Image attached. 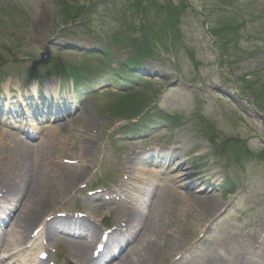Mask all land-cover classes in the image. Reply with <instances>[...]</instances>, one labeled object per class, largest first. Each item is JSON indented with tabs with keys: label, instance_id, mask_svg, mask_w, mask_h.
Masks as SVG:
<instances>
[{
	"label": "rangeland",
	"instance_id": "374dc122",
	"mask_svg": "<svg viewBox=\"0 0 264 264\" xmlns=\"http://www.w3.org/2000/svg\"><path fill=\"white\" fill-rule=\"evenodd\" d=\"M122 1L126 3V6L130 4V0ZM173 1L177 4L183 1L188 6L184 15L185 23L182 26L181 41L176 50L170 53L158 51L157 56L159 58H147L143 62L140 71L143 72L145 77L153 79L152 82L155 84V90L162 89L164 95L163 105L181 116L179 118L180 125L175 128V135L169 144L175 147L179 143L181 149L185 148L186 152L193 146L196 148L197 154H206L211 158V147L207 142L209 137L220 147H223V144L225 145L227 140L233 141L235 139H244L245 137L247 129L245 130V126L242 124L244 121L241 120L244 117L236 112L234 106L240 107L244 98L245 100L252 99L251 95L256 92L255 85H251V89H248L246 97L242 92L243 88H245L242 85L243 81H239V79L233 81L232 79L246 73L249 68L253 69L256 78L264 75V23L256 22V18H264V0H204V10L209 12L215 29L223 28L230 21L240 23V19H242V25L246 28L242 32L244 38L240 46H245L246 49H241V52L244 54L247 50H253L257 56L252 60H236L242 54L237 53L235 54L236 56L231 54V60H236L232 76L225 69L214 70L205 66L200 67L198 73L201 79L207 80V84L213 90L215 86H219L222 87L225 94L226 91H231L233 88L232 93L235 95L226 96L219 92H208L207 94H198L197 97L189 95L186 87L181 86L191 83L195 76L193 71L195 69L194 59L204 62L210 60L213 63H217L213 59L216 56L210 57L212 54L210 47L214 40L208 34L205 22H202L201 18L197 15L202 9L199 0ZM37 4L42 8H38ZM116 5L117 3L115 2L101 5L92 17L89 30L76 29L69 33H63L64 31L62 32L60 29L63 17L56 0H0V83L2 84L3 91L7 85L4 82L6 74H16L11 78L18 85L20 81L17 77L25 79L24 73L31 68L32 62L36 63V61L39 62L41 60L42 62L38 63L37 67L39 70L45 68L42 57L47 51L52 53L54 59L59 58L67 65H77L84 62L89 65L94 64L96 62L95 58L76 52L72 47L76 46L80 47L83 51H88L89 48L97 50L96 48L107 44V32L109 31L113 35V31L119 25V6L116 7ZM120 6L123 8L124 5ZM41 19H43V22L39 25ZM154 30L158 31V28L155 27ZM259 31H262L263 35H259ZM118 35L121 40L126 41V37L129 34L125 31L118 33ZM203 48L209 56L208 60H204L205 53L201 50ZM256 49L257 51H255ZM129 55L132 56L133 51H129ZM119 59L122 60L123 56H119ZM18 71H21V74H18ZM255 71L259 73L256 74ZM158 77H164L167 81L173 80V83L170 86L167 83L162 84L156 81L159 79ZM46 79L54 82L50 87L58 83L55 76H48ZM236 85H239L241 93L235 90ZM66 95V90H63L59 98H64ZM74 95H79V93L76 91ZM119 100L117 96L103 93L97 97L93 105L95 109L97 107V114L93 112V109L86 110L84 116L77 115V120L63 124L69 127L70 141L68 145L59 144V146L55 147L56 151L51 153L50 160L56 157L69 158L70 160L71 158H80L81 156H78V154L82 153L80 150L86 147L83 138L87 137L88 133L93 131L94 134L96 130H99L101 133L107 134L111 131L110 126L117 123L119 118L115 112H112V109L118 104ZM118 112L123 113L126 111H122L120 108ZM7 117L10 116L8 115L4 118ZM85 117L91 120L90 124L84 119ZM257 122L260 123L259 121ZM201 123L209 124L210 129H208L207 133L200 131ZM247 126L250 127L249 123H247ZM258 126V131L261 132V125ZM159 128L164 129L167 126L159 125ZM171 136L172 134L168 133L163 139H168ZM13 137L19 140L16 134L10 136L12 141L15 140ZM144 137L149 139L152 136ZM6 142L5 140L3 144L6 145ZM130 143L132 145L129 147L126 145L123 147L125 150L122 151V154L137 151L139 150L137 147L142 146V143L138 141L136 143L131 141ZM225 150L230 152L227 148ZM9 153L10 151L0 143L1 163H4ZM49 153L47 157L50 156ZM177 154L179 155V159L184 157V154L180 151ZM30 155L31 153L29 154L28 162L31 165ZM189 157L193 160L187 162V167L191 166L200 168L201 170L205 166L204 163L200 162L199 159L193 158L192 155L189 154ZM211 161L213 162L212 159ZM95 163L99 164V161L97 160ZM37 165L38 163L36 162L35 166L37 167ZM111 168L104 161L100 173L112 176L110 184L114 183L113 176L115 181L121 180L118 176L123 172L120 168L117 171H110ZM188 170L191 169L188 168ZM95 173L98 175L96 170ZM234 176L235 184L238 185L239 189L243 190L239 194L237 203L233 206L231 214L244 215L246 211L245 213L248 217L243 219L244 224L235 223L237 226L222 219L216 225L218 227L212 230V235L211 231L209 233V236H211L208 237L212 240L214 237H221L222 239L230 240L237 249H246V246L240 244V240H237L235 237L237 235L236 232H240L238 229L245 228L244 225L252 221L257 222L258 230L264 229V162H250L247 165V169H244L242 172L237 170ZM109 181V179H106L104 182L109 183ZM98 186H101V184H98ZM67 193H54L52 203H49V205L52 208L61 205L62 201L66 199ZM167 200L169 207L166 210V218H164L166 225L163 228L162 251L157 258L160 264H164L165 262L169 264L170 260H173L175 249L178 251L181 249L186 250L188 246L191 247L198 238L199 227L205 226L212 213H197L193 208H191V211L184 212L185 203H182L174 193L168 194ZM224 203L225 201L222 199L221 204L224 205ZM76 205L82 208L83 204L78 203ZM101 215L102 212L98 213V217ZM246 232L247 230H245ZM191 264L220 263L216 260L209 262L208 259H204Z\"/></svg>",
	"mask_w": 264,
	"mask_h": 264
},
{
	"label": "bare ground",
	"instance_id": "6f19581e",
	"mask_svg": "<svg viewBox=\"0 0 264 264\" xmlns=\"http://www.w3.org/2000/svg\"><path fill=\"white\" fill-rule=\"evenodd\" d=\"M42 22L43 19L40 20L39 25L42 24ZM24 103L26 102L24 101ZM85 119L88 121V124H90L91 120L87 117ZM63 132H66V130ZM9 137V134L0 131V142L4 141L6 138L10 139ZM61 140L65 141L67 138L62 136L58 141ZM51 144L52 143L48 144L45 142L41 151L42 155L49 153V151L50 153L56 151V149L51 147ZM63 144H66V142H63ZM89 144L90 143H88V145ZM88 145L86 144L85 148V150H87H84L80 155L84 153V155L89 157L88 155L94 153V148ZM14 147L16 149L11 153L12 159H8L6 162L8 172L5 175L0 173V185L3 189L7 187L16 205L12 212V226L8 234L16 243H23V241L27 239V233L34 225V222L43 215L47 205L52 203L53 194L57 192L62 194L68 192V194H70L71 191L69 189L71 186H75V184L76 186L78 185L77 182L83 178V175L86 173V168H60L59 166H53L51 174L48 173L46 176L42 167L46 165L49 168L50 164L47 162L46 155H44L43 159L41 158L40 169L33 175V171L31 170L32 165L30 169L28 163V156L31 151L29 145H25L19 141L18 146L15 145ZM141 159L142 158L137 155L130 157L129 165L134 167ZM182 168V165L178 166V169ZM204 183L207 184V181H204ZM183 186L189 187L190 183H184ZM210 187L206 188L201 193L205 195ZM140 190L142 189L137 188V191ZM153 196V201L147 209L146 214L140 211L139 204H137V208L136 204H134L133 207L128 206L126 212L120 217V221L125 224L123 228L129 226L133 234L130 236V241L127 243L125 242L123 244L124 247L121 248L117 254L113 256L110 255L111 261L109 264H157V258L162 251L163 228L166 225L164 218H166V210L169 206L164 192L163 195L155 193ZM183 203H185L184 212H188V210L191 211V208H193L197 213L209 214L212 212L211 215H214L222 208L221 200L217 197L187 198ZM56 224H58L57 227ZM82 224L83 223L79 222L78 226L84 227L89 231L92 240L89 243L76 242L75 247L73 244L71 245L73 248L80 251V255L84 259L85 264H97L98 261L88 258L87 251L89 250L91 242L97 238L99 229L96 225H89L87 228ZM134 224L137 225V229H135ZM61 228H64V226L59 220H54L51 224L46 226L47 232L51 229V232H49L50 240L56 238V231ZM69 229L71 228L69 227ZM119 232L121 236L116 237L119 238L121 243L122 240L124 241L126 239L129 232L128 230L125 234L121 231ZM116 244V242L110 240L108 243V250L117 247ZM109 252L112 253V251ZM245 257L246 254L233 257L231 262L232 264H241L242 261H245Z\"/></svg>",
	"mask_w": 264,
	"mask_h": 264
}]
</instances>
